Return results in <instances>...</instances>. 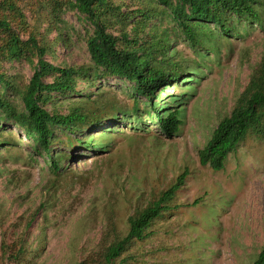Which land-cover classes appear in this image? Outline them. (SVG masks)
<instances>
[{"label": "rangeland", "instance_id": "1", "mask_svg": "<svg viewBox=\"0 0 264 264\" xmlns=\"http://www.w3.org/2000/svg\"><path fill=\"white\" fill-rule=\"evenodd\" d=\"M2 1L0 19L19 36L21 53L13 59L6 34H0V74L6 79L0 94L21 112L38 59L58 68H91L85 39L93 27L73 0ZM107 2L122 12L146 2L153 7L147 25L138 26L137 17L127 31L133 38L137 30L140 43L153 30L165 33L180 78L157 91L153 101L155 110L179 112V130L164 136L155 110L133 93L131 83L113 77L93 81L89 71L92 81L77 77L74 93L52 94L40 105L50 114L67 115L76 106L93 109L98 101L108 110L105 116L118 120L101 119L100 129L69 135L91 140L100 148L94 151L79 144L66 148V137L55 129L58 140L50 154L65 156L54 174L44 154L0 112V248L23 237L32 252L39 241L43 244L33 264H78L98 248L109 225L124 236L128 217L185 172L169 209L152 221L144 240L132 242L122 255L126 264H252L264 246V134L248 135L221 172L201 166L198 152L264 60V0L257 8L260 24L233 18L230 37L206 32L197 47L188 45L153 0ZM121 30L110 25L107 33L118 38Z\"/></svg>", "mask_w": 264, "mask_h": 264}, {"label": "trees", "instance_id": "2", "mask_svg": "<svg viewBox=\"0 0 264 264\" xmlns=\"http://www.w3.org/2000/svg\"><path fill=\"white\" fill-rule=\"evenodd\" d=\"M77 10L86 17L93 27V34L85 39V45L92 66L75 68H58L38 59L34 72L22 96L23 111L17 112L11 103L0 94V112L4 118L14 122L27 139L35 144L36 151L44 154L52 173L60 170V162L65 153L50 154L51 147L58 139L54 130H60L67 139L64 145L72 149L79 144L83 149H100L91 140H80L69 137L81 131L100 129L101 119L118 120L115 115L105 116V106L95 101L93 109L76 106L67 115L50 114L40 103L50 95H69L75 92L76 78L81 77L92 81L100 78H117L132 84L136 96L144 99L150 109L155 110L153 97H159L157 91L168 87L180 78L178 63H171L168 54L170 45L166 42L165 33L154 30L139 42L138 35L129 37L128 23L136 19L138 26L147 25L154 17L150 13L152 6L146 2L141 8L132 12H122L121 6H115L107 0H73ZM162 7L170 21L181 31L190 47L201 46L204 33L217 31L220 36L230 37L231 19L261 23V15L257 10L262 5L261 0H153ZM6 2V1H5ZM5 2L0 4L3 6ZM104 9L101 12L100 9ZM104 17V22L100 21ZM122 27L118 38L107 33L108 27ZM139 27H136L138 29ZM6 34V51L13 59L21 53L19 36L12 30L10 24L0 19V34ZM29 43L36 47L35 40ZM139 43V44H138ZM42 54V51H39ZM11 58V59H12ZM159 59V60H157ZM169 68V69H168ZM54 75L50 84H45L46 76ZM0 83L6 84L5 76L0 74ZM93 82H91V85ZM45 94V96L43 95ZM134 110L138 106L133 102ZM104 115V116H103ZM103 117V118H102ZM154 118L162 134L171 137L177 133L181 121L179 112L155 110ZM129 120V119H128ZM68 134V135H67ZM264 134V60L251 73L249 82L236 100L229 115L223 117L217 124L206 145L198 152L199 164L208 166L213 172H221L228 156L235 151L248 135L262 136ZM3 142V141H0ZM76 143V144H73ZM186 173H182L165 191H161L153 200H148L145 207L138 209L127 219V232L124 236L117 234L113 225H109L106 234L98 244V248L78 264H126L122 255L127 252L131 243L146 238V230L152 221L158 219L169 209V204L176 192L184 185ZM32 221V219H31ZM39 241L36 251H31L27 242L20 237L12 244L1 243L0 264H33L43 251ZM32 257V258H30ZM252 264H264V246Z\"/></svg>", "mask_w": 264, "mask_h": 264}]
</instances>
